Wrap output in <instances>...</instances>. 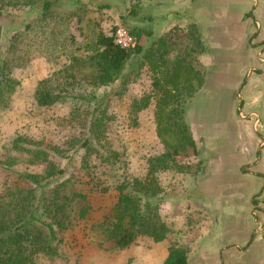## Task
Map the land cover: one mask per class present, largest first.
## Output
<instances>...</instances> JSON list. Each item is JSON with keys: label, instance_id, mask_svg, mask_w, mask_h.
Here are the masks:
<instances>
[{"label": "trees", "instance_id": "16d2710c", "mask_svg": "<svg viewBox=\"0 0 264 264\" xmlns=\"http://www.w3.org/2000/svg\"><path fill=\"white\" fill-rule=\"evenodd\" d=\"M147 1L151 0H135L130 15L138 18ZM91 4V0H0V17L12 15L8 11L21 7L37 10L33 18L25 20L24 29L12 35L7 46L3 44L0 24V112L10 107L20 85L14 70L30 61L25 48L39 45L47 49L49 60L65 58V62L39 81L37 103L51 106L71 101L67 122L88 127L82 144L86 151L81 159V176L61 180L66 170L50 151L23 136L15 138L7 148L0 164L9 169L17 164L40 165L43 169L38 173L12 170L26 186L7 187L0 196V264H55L63 240L61 233L75 223L86 225L99 245L112 242L126 248L141 236L155 242L169 239L173 230L161 215V204L167 197L159 175L171 170L195 175L201 169V162L186 160L198 153L186 108L205 85L208 69L201 56L209 48L199 27L192 23L185 29L184 39L169 40L166 36L153 37L152 28L139 26L136 18L135 26L129 30L137 37L138 45L128 50L115 43L113 29L105 31L101 18L92 15L114 5L106 1L91 9ZM119 15L123 17L121 11ZM73 23L80 30L81 40L71 31ZM144 37H148V44L141 41ZM145 67L151 72L152 91L137 99L132 111L138 113L154 105L163 151L148 158L143 176L128 172L118 150H108L105 156L97 153L101 161L92 164L91 152L97 151L94 143L111 148L106 138L110 116L98 103L92 110L84 107L98 100L97 89L117 81L128 86ZM27 142L37 146L26 145ZM55 150L61 153L58 147ZM102 165L108 168L100 169ZM108 170L110 174H106ZM98 172L99 176L118 179L113 186V204L95 210L91 197L98 191L99 185L94 182ZM108 190L109 186L101 188L102 193ZM80 202L84 204L78 206ZM93 211H102V216L88 225L86 221ZM164 264H188V249L172 244Z\"/></svg>", "mask_w": 264, "mask_h": 264}, {"label": "rangeland", "instance_id": "374dc122", "mask_svg": "<svg viewBox=\"0 0 264 264\" xmlns=\"http://www.w3.org/2000/svg\"><path fill=\"white\" fill-rule=\"evenodd\" d=\"M91 1L93 2L91 9H96V4L106 1L114 5L112 8H105L92 14L101 18L100 24L105 31L111 32L117 23L125 25L128 29L135 26L137 17L130 15L135 0ZM202 4L206 6L208 11L212 7H216L215 5L223 6L219 0H204ZM118 5L122 6L120 11L123 17L119 15ZM194 11H197L196 7ZM8 12L12 15L0 17L5 46L15 32L24 29L25 20L27 21L37 14V10L25 7ZM119 18L120 21H117ZM203 22L210 24L208 19H204ZM232 30H235V27ZM71 31L78 40H81L80 30L76 24L71 25ZM169 40L173 39L169 38ZM220 43L221 46L218 50L227 49H223L224 53L221 57L223 65L218 70L217 80L219 82L210 85V88L198 100L195 99L194 102L196 103L189 105L186 110L191 124L212 122L210 129L218 132L230 122L237 103L236 100L240 94L239 90L228 83V79L232 80L231 76L236 77L237 75L235 70L237 66L234 65V60L238 42L231 41L227 37ZM225 50L226 52L229 50L228 53ZM25 53L30 60L29 63L23 68L14 70L15 77L20 80V85L13 95L10 107L0 112V160L5 159L7 148L12 145L15 138L23 136L50 151L52 158L66 170L61 180L72 175L81 176V159L86 151L82 144L88 136V127L79 123L67 122L70 117L71 101H60L51 106H40L35 97L39 81L49 77L62 66L65 58H61L57 62L52 59L49 60L47 49L39 45L26 47ZM133 66H135V61ZM239 68L243 70L245 65L242 64ZM251 72L252 69L250 68L246 74L247 78L250 77ZM152 81L151 72L149 68L145 67L141 70L139 77L128 86H123L120 81H117L115 84L101 87L96 90L98 100H93L85 107L83 104L85 109L92 110L95 108V103H98L100 109L106 110L107 115L110 116L106 138L112 149L94 143L93 148L97 151L92 150L91 152L92 164L101 161V157L97 158V153L105 156L108 150H118L121 152L122 163L126 164L128 172L143 176L147 171L148 158L163 151V144L158 138L156 130L154 105L151 104L138 113L132 111V105L137 99H142V97L151 94ZM102 99L103 101H101ZM238 116L243 117L241 113ZM261 142L264 146V137ZM35 143L27 142L26 145L37 146ZM57 147L61 153L56 152ZM191 157L186 160H191ZM180 160L185 161L183 157ZM104 168L108 167L106 165L100 166V169ZM42 169L43 167L40 165L26 164H17L9 169L4 164H0V196L7 187L23 188L26 186L17 179L12 170L38 173L42 172ZM99 172L94 181L99 185L98 191L91 197V203L95 210H100L105 204H113L116 195L113 186L117 184L118 179V177L109 175L99 176ZM106 174H110V171L108 170ZM159 176L166 197L182 195L183 179L187 175L184 176V174L171 170L162 172ZM103 186H109V190L105 193L101 192ZM166 201L167 198L162 203L164 205H161V209L164 219L167 221L169 220V209ZM83 204L84 202H80L78 206ZM179 211L188 214L184 207H181ZM101 216L102 211H93L86 223L90 225ZM200 219L201 216L194 213L193 216L188 215L187 220L184 221L193 224ZM227 227L228 224L219 227L217 234H223V228ZM184 229V224L178 223L176 229L175 227L172 228L173 232L169 239L155 242L148 236H141L130 246L119 248L112 242L99 245L86 225L75 223L61 233L63 240L59 245V255L55 264H164L172 244L176 243L190 248L191 242L196 239L198 233L193 230L192 226L190 227L188 224L186 232L183 231ZM216 257H218V253H216ZM251 261V264H259V261L254 260V257Z\"/></svg>", "mask_w": 264, "mask_h": 264}, {"label": "crops", "instance_id": "0c3cea01", "mask_svg": "<svg viewBox=\"0 0 264 264\" xmlns=\"http://www.w3.org/2000/svg\"><path fill=\"white\" fill-rule=\"evenodd\" d=\"M203 1H147L137 18L139 26L152 28L153 37L173 40L184 39L190 24L199 27L209 48L201 56L208 68L207 77L189 105L219 82L221 57L227 49L218 50L220 41L228 37L238 42L234 60L237 75L228 79L240 92L233 116L218 132L210 129L212 122L191 124L186 114L198 151L190 162H201V169L195 175H184L182 195L167 197V223L173 229L184 224V232L189 224L198 233L190 248L185 246L188 264H251L253 257L264 264V0H219L224 7L215 5L209 11ZM141 41L148 44V37ZM242 64L243 70L239 68ZM181 207L188 214L179 211ZM194 213L201 219L193 224L184 221ZM227 224L218 235V228Z\"/></svg>", "mask_w": 264, "mask_h": 264}, {"label": "built area", "instance_id": "2783aa9c", "mask_svg": "<svg viewBox=\"0 0 264 264\" xmlns=\"http://www.w3.org/2000/svg\"><path fill=\"white\" fill-rule=\"evenodd\" d=\"M115 43L124 49H134L138 45V39L130 30L123 24H117L113 29Z\"/></svg>", "mask_w": 264, "mask_h": 264}]
</instances>
